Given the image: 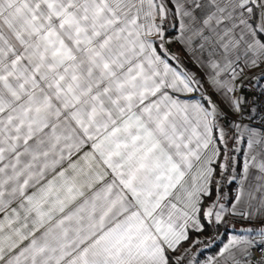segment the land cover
Returning <instances> with one entry per match:
<instances>
[{
  "label": "snow or ice",
  "instance_id": "obj_1",
  "mask_svg": "<svg viewBox=\"0 0 264 264\" xmlns=\"http://www.w3.org/2000/svg\"><path fill=\"white\" fill-rule=\"evenodd\" d=\"M221 225L204 264H264V0H0V264H201Z\"/></svg>",
  "mask_w": 264,
  "mask_h": 264
},
{
  "label": "trees",
  "instance_id": "obj_2",
  "mask_svg": "<svg viewBox=\"0 0 264 264\" xmlns=\"http://www.w3.org/2000/svg\"><path fill=\"white\" fill-rule=\"evenodd\" d=\"M217 232L219 233L218 235ZM229 233H231L230 227L224 225H221L218 229L208 228L202 234L193 233V240L202 241V243L192 245L193 253L197 255V259L213 255L226 241ZM210 237H215V239H210Z\"/></svg>",
  "mask_w": 264,
  "mask_h": 264
},
{
  "label": "crops",
  "instance_id": "obj_3",
  "mask_svg": "<svg viewBox=\"0 0 264 264\" xmlns=\"http://www.w3.org/2000/svg\"><path fill=\"white\" fill-rule=\"evenodd\" d=\"M172 47L175 48V45H173ZM189 66L191 67V65H189ZM254 87H255V86L253 85L252 87H249V88H245V89H244V95H246V96L248 97L249 101H251L252 99L255 98V97H254V94H255V92H254ZM238 226H239V225H238ZM230 229H231V228H230ZM229 234H231V233H229ZM227 238H228V237H227ZM225 242H227V239H226ZM225 242H224V243H225ZM221 246H222V245H221ZM221 246H220V247H221ZM218 250H219V249H218ZM218 250H217V251H218ZM217 251H216V252H217ZM216 252H215V253H216ZM215 253H214V254H215ZM214 254H213V255H214ZM194 256H195V258H196V254H194ZM210 256H212V255H207V256H205L204 258L199 259V261L201 262V264H204V262H205V261L207 260V258L210 257Z\"/></svg>",
  "mask_w": 264,
  "mask_h": 264
},
{
  "label": "built area",
  "instance_id": "obj_4",
  "mask_svg": "<svg viewBox=\"0 0 264 264\" xmlns=\"http://www.w3.org/2000/svg\"><path fill=\"white\" fill-rule=\"evenodd\" d=\"M258 91H259V88L254 87V92L256 93V92H258Z\"/></svg>",
  "mask_w": 264,
  "mask_h": 264
},
{
  "label": "rangeland",
  "instance_id": "obj_5",
  "mask_svg": "<svg viewBox=\"0 0 264 264\" xmlns=\"http://www.w3.org/2000/svg\"><path fill=\"white\" fill-rule=\"evenodd\" d=\"M200 252V251H199ZM196 259H197V255H196Z\"/></svg>",
  "mask_w": 264,
  "mask_h": 264
}]
</instances>
